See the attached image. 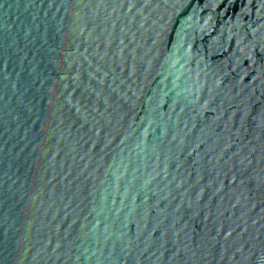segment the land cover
Masks as SVG:
<instances>
[{
    "label": "water",
    "instance_id": "95a60500",
    "mask_svg": "<svg viewBox=\"0 0 264 264\" xmlns=\"http://www.w3.org/2000/svg\"><path fill=\"white\" fill-rule=\"evenodd\" d=\"M0 264H264V0H0Z\"/></svg>",
    "mask_w": 264,
    "mask_h": 264
}]
</instances>
